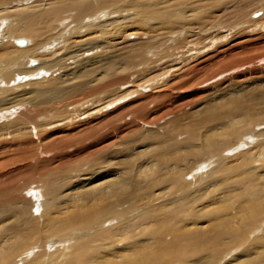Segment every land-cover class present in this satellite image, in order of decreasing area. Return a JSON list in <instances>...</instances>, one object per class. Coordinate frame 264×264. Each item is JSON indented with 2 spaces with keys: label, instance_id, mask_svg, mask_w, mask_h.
Wrapping results in <instances>:
<instances>
[{
  "label": "bare ground",
  "instance_id": "obj_1",
  "mask_svg": "<svg viewBox=\"0 0 264 264\" xmlns=\"http://www.w3.org/2000/svg\"><path fill=\"white\" fill-rule=\"evenodd\" d=\"M228 1L0 0V25L13 17L0 42V71L10 67L1 76L7 86L0 89V264H179L186 255L195 264H264V130L255 132L260 123L242 96L218 92L243 62L264 72V29L240 25L248 6L243 2L235 11L234 22L240 21H232V33L218 39L212 35L204 42L207 46L195 45L193 51H186L184 43L201 23L215 27L220 19L211 20L212 14ZM10 4L22 7L3 13ZM132 29L148 37L176 32L171 50L182 49L173 69L152 81L149 94L142 84L131 94L126 88L147 72L145 49L150 44L141 40L113 56L115 34L120 38ZM220 29L217 25L214 33ZM19 37L29 40L27 47L18 43ZM226 56L231 60L223 61ZM32 59L40 63L29 66ZM210 62L225 74L196 80L193 66L198 74ZM244 71L240 85L229 87L262 79ZM29 74L33 79L19 83ZM182 89L198 97L191 103L194 112L215 94L225 103L230 95L237 96L228 104L230 111L220 112L226 109L221 101L203 107L205 113L198 111L196 132L180 133L183 123L173 118L165 138H155V146L146 149L150 144L138 128L139 110L160 97L180 102ZM209 90L215 93L204 99ZM113 94L123 97L114 100ZM66 106L68 111L62 112ZM91 106L97 109L90 112ZM183 108L181 102L176 110ZM132 125L137 135L126 136ZM118 139L120 156L133 157L115 155ZM129 143L139 144L130 149ZM64 148L69 161L89 158V165L78 161L60 167ZM234 149L237 153L230 155ZM92 165L107 169L88 178Z\"/></svg>",
  "mask_w": 264,
  "mask_h": 264
},
{
  "label": "rangeland",
  "instance_id": "obj_2",
  "mask_svg": "<svg viewBox=\"0 0 264 264\" xmlns=\"http://www.w3.org/2000/svg\"><path fill=\"white\" fill-rule=\"evenodd\" d=\"M204 1L206 2L207 0H204ZM223 1H225V0H223ZM237 1L238 0H230L227 3H223L224 6L222 4V6L218 7L215 10V13L216 14L215 13L212 14L213 17H211V20H215V17H217V15H218V19H220L219 23H216V25H215V27H217V25H220V28L221 29L219 30L218 34L214 33V29H215L214 26L213 27L212 26L209 27V25H207V23H204L203 22L200 25V26H202V28H198L197 30H194L191 33L192 36H190V38L186 37V39H185L186 41L184 40V43H186L185 46H187V47H185V50L187 49V50L193 51V50L196 49V48H194L195 45L196 46H207L208 44L207 43L204 44V42L206 41V39L208 40L209 38H211L212 35H214L213 38L218 39V37L226 36L230 32L232 33L233 31L231 30V27L234 25L233 22L235 21V13L237 11H239V8H242V7H240L241 6L240 3H243V2H247L246 3V6L248 5L247 8L244 9V11L246 12V16L243 19H240L241 21L238 19V21H236L234 23L236 24L237 22L240 21L239 23H240V25H243V27H245L244 25H248L250 27L251 26L252 27L255 26L254 29H264V22H263L264 21V0H239L238 3H237ZM250 4H252V5L249 6ZM11 5L12 4H10L9 6H7L6 7V11H4L3 13H5V12L9 13L8 12L9 10H10V12H12L14 10L17 11L16 9H19V8L22 7V5H19L18 8H15L14 9L13 7H11ZM255 6H257V7H255ZM0 15H2V13H0ZM9 17L4 18V22L1 23V25H0L1 26L0 27V33L2 34V35L0 34V42L2 40L3 41L5 40L4 36H5V33H6L7 29H8V27H9L8 25H10V22L13 19L12 15H10ZM257 17L259 19H256ZM68 20H70V19L68 18ZM8 21H9V23H8ZM194 25L197 26L198 24L192 23L191 27H195ZM69 26H71V25L69 24ZM132 30L133 31H130V30L129 31L128 30L125 31V33L122 34V36L124 35L123 38H121L122 36L120 38H117L119 35L115 34V37L116 38L114 37L115 40L112 41V49L115 50L113 52V56L114 55L123 54L127 49H129L132 45H135L138 42H142V41L143 42L144 41L146 42L147 41V43H149L150 45L147 44V46H146V49H145V57L148 58V59H150L151 62H149L150 60L147 59V63L148 64H145V68H146L147 72H144L143 75L140 76L141 78H138V80L136 78H132L128 82L130 84L129 87L123 86L122 88H124V87L126 88L127 87L126 89L129 90V91H127L126 94H129V93L131 94V93H133V91L135 89H140V88L142 90H145V91L150 89L149 91L151 92V84H152V81L153 80H161V78L163 79L166 76V74H168V73H164V71L166 70V72H169L170 69H173V66H171V64L172 63H176V61L178 60V56L180 54V51L182 49H179V51H176L173 48V51L171 50V48L173 46L170 45L171 44L170 41L171 40L173 41V38L175 36H177L176 35V32H166V34L165 33H159L156 36L154 35L152 37H148V35H146V34H142V36H139V34H141V33H139V31L138 32H135L136 31L135 29H132ZM93 32H90V34L93 33ZM183 33L184 32H182L181 34H178V35H183ZM125 34H127V35H125ZM74 35L77 36L76 33ZM74 35L73 36L70 35V38L69 39L71 41L72 40H75L74 39L75 38ZM69 39H67V42L70 41ZM16 40L17 41L18 40H24V42L26 43L24 45V47H27L28 46L29 40L27 38L19 37ZM17 41L15 42V44L17 43ZM61 45H63V44L61 43ZM61 45H60V47H61ZM126 45H129L130 47L124 48ZM17 46H19V45H17ZM64 49L65 48H63V50H62V53H61L62 55L65 54V50ZM162 54H164V55L165 54H170L172 56L169 55L168 56V61L167 62H163L164 63L163 64L162 61H164L166 58ZM261 55H263V54H261ZM38 60L37 59H32V61L29 63V66L31 65L32 67H34L35 65L39 64L40 61L38 62ZM230 60H231V57L230 56H226L223 61H230ZM172 61H175V62H172ZM210 63H213V62H210ZM258 63L260 64V61L259 60H258ZM140 65H142V64H140ZM192 65H193V63H192ZM8 66H10V65H8ZM9 68L10 67H8L6 70L3 69V70L0 71V89H5V87L7 86V84H5V79H3L1 76H3V74H6ZM197 69H198V67H194L193 66V70L191 72V74L194 75V77L196 78V80L198 78H201L202 76H207L208 74H212V73L219 74V77L218 78H221L225 74V73H223L222 75H220V73L218 71H216V63L215 62L211 66H209V67H207L205 69H200V71H199L198 74L196 73V70ZM247 69H248V73L253 74V75L262 76V79H260L259 81L250 80L248 83H246V82L244 83L243 82L242 83V87H240V88H232V87H229V84H231V83H236V84L240 85L239 81L240 80L241 81L244 80L242 76L243 75L245 76L246 72L244 70H247ZM201 72H204V73L201 74ZM123 73H126V71L123 72ZM228 76H230L231 78L228 80V82L226 84L221 85V88L218 90V92H231L232 91L234 93H238V95H240V97L242 96L243 98L242 97L241 98L245 101V102L244 101H242V102L244 103V105H250L251 112L253 113L254 118L256 119V122L258 124L260 123L259 126L255 127V129H256L255 132H260V131H257L259 129L260 130H264V118L261 119L262 116L264 117V72L261 73V72L255 71L254 70V64H252V63H250V61H248V62H243L242 65L239 68H237V67L234 68L232 71L229 72V75ZM23 79L24 78L22 77L21 80L19 81V83H22L23 84V83H26L29 80L33 79V74H29V76L26 77V80L23 81ZM138 81H140V82H138ZM203 83L206 84L207 81H203ZM11 84L12 85H16V83H14V81L11 82ZM135 84H136V87L138 85L140 86V84H142V87L140 86V88H139V86H138L136 88L135 87ZM163 84H165V81H164V83H158L157 86H155V87H157L159 89L160 86H162ZM226 85H228V86H226ZM2 86H3V88H2ZM214 87H217V85H214L212 88L214 89ZM257 87H258L257 91L259 93L257 91L255 92V90H256L255 88H257ZM145 88H148V89H145ZM158 89H156V90H158ZM233 90H235V91H233ZM252 91L255 92V93H253ZM146 92L149 94L148 91H146ZM182 93L183 94H186V95H183ZM214 93H215L214 90H209V92L207 93V95H205V98L204 99H206V96L213 95ZM113 95L115 96V99L114 100H116L119 97V96H117V94H113ZM178 95H179V97L177 98V101H180V102H177V103H174L173 104L174 100L170 96L165 97L166 98L165 101H164V98L160 97V98H158L156 100L150 99L149 101H147L146 102L147 103L146 104V110L144 112L141 109L139 110V114H137L138 116H136V120L138 122L137 123L138 124V128L140 129V131H142V134L145 135V138L143 139V141L150 144L146 149L155 146V144H151V142L155 138L158 139L159 141H162L165 138V134H166V131H167V126L169 124H172L171 122H174L173 121V118H175V117L176 118H180V121H182V123H183V125H182L183 128L181 126H179L180 133H182L184 130H187V131H190V132H196V130H197L198 126H199V122H198L199 116H197V115H199V112L205 113V109L206 108L209 109V103H210V108H211V107H214L215 106L213 104V102H215V104L216 103H219L220 104V101H221V99H220L221 95L215 94L214 96H211V98L209 97L210 98L209 100L211 102L209 101V103H204L203 104V107L205 109L202 107L200 109V111L198 110L199 112L198 111L197 112H194L197 109L194 108L195 105L192 107L191 106V103L192 104L196 103L197 100H198V97H196V96H193V97L190 96L189 97V95L187 94V92L185 91V89H182L179 92ZM191 95H193V94H191ZM235 95L236 94H233L232 95L233 97L230 95V97H228V100L226 101L227 103H225V99L224 100L222 99L221 102H223V104L225 103L226 105L225 104L223 105L221 103L222 104L221 106H223L222 108H226V109L223 110V111H220V109H221V106H220L217 109V111L227 112V111L232 110L233 107H228V106L230 104H234L235 103V101H236L235 100L236 99L235 98ZM120 97H123V95L120 96ZM246 97H248V99ZM188 98H190V100H188ZM229 98H230V101H229ZM257 98H259V99H257ZM254 99H255V101H253ZM248 101H249V104H248ZM98 102H96L97 103L96 104L97 106H98ZM181 102H184L185 108L176 110L177 104H180ZM101 103L102 102H100L99 104L101 105ZM104 103L105 102L102 103V106L105 105V104H108V103H105V104ZM201 103H202L201 101L198 102V104H196V107L200 106ZM152 106H154L155 108L152 107ZM94 107H96V106H93L89 111L90 112L95 111V109H97V108H94ZM156 107L157 108H162V112L155 113L154 110L156 109ZM252 107H254L255 109H252ZM67 111H68V107L66 106L62 110V112H67ZM34 126H37V124L34 125ZM187 126H189L190 128L187 127ZM25 127H29L31 129L33 126L32 125H27V126L24 125L23 126V129H25ZM132 128H133V132L132 133H128V131L126 129V131H125L126 136H130L132 134H134L135 136L137 135L136 134V128L132 125V127L129 128V129H132ZM201 129H202V131H201ZM200 131H201V133L199 132V134L203 135L205 133L204 132L205 131V128H203V127L200 126ZM34 137H36V136L34 135ZM34 137H33V139H36ZM244 139H246V138H244ZM138 144L139 143H129V148L130 149H133L134 146H137ZM200 144L201 143H199V145ZM244 145H245V143H244ZM114 148L117 151L115 155L119 156L120 157L119 159H121V160L122 159L130 158V157H133L132 154L124 155L122 157L120 156L121 155V152H120V149H121L120 139H118L115 142ZM246 148H247V146L244 147V148H242L239 151H242V150H244ZM146 149H141V150H146ZM66 150H67L66 148L63 149L64 157L62 159V163L60 164V167L68 168L69 166L76 165L78 161L82 162L83 165H85V164H87V166L89 165V162H90V159L89 158L69 161L68 157L65 155ZM59 152H60V150H59ZM136 152H137V150H134V155H135ZM236 153L237 152L234 149V150H231L230 155H234ZM40 154L43 155L42 157H44V155H46L48 157L51 153H47V154L46 153H43V154L40 153ZM190 159H192V158H190ZM185 161L186 160H184V163H185ZM91 163L93 164V162H91ZM93 166L94 165L89 166V170H88L89 173L85 175L86 177L92 178L93 174L95 173V170H97V169H103L104 171L107 169V166H103V167H98V168H96L94 170L93 169ZM49 168L52 169L53 168V165L52 166H49ZM138 177H139V175H138ZM23 179H25V178L22 175V177H21L20 180H23ZM220 183H221V181H220ZM222 183L225 186H227V184L225 182H222ZM220 187H223V185H220ZM63 189H64V187L62 188V190ZM68 192H70L69 189L68 190H65V192L63 191V195L65 193H67V195H68L69 194ZM207 194L208 195L206 197L212 196L213 191H211L210 193H207ZM218 195H223V193L219 192ZM209 202H210V205H209V209H210L213 206V204H212L213 201L210 200ZM108 224L109 223H107L106 225H108ZM182 258H184V259L179 264H195V261H191V259H190V258H193L192 255H186V256H183ZM171 264H174V262L171 263ZM175 264H178V262L177 263L175 262Z\"/></svg>",
  "mask_w": 264,
  "mask_h": 264
},
{
  "label": "water",
  "instance_id": "obj_3",
  "mask_svg": "<svg viewBox=\"0 0 264 264\" xmlns=\"http://www.w3.org/2000/svg\"><path fill=\"white\" fill-rule=\"evenodd\" d=\"M18 43L23 44L24 40H18Z\"/></svg>",
  "mask_w": 264,
  "mask_h": 264
}]
</instances>
